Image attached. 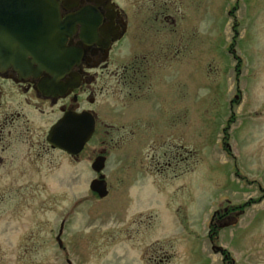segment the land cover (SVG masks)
<instances>
[{
    "label": "rangeland",
    "instance_id": "obj_1",
    "mask_svg": "<svg viewBox=\"0 0 264 264\" xmlns=\"http://www.w3.org/2000/svg\"><path fill=\"white\" fill-rule=\"evenodd\" d=\"M181 15L186 56L156 77L172 131L160 138L158 115L137 120L153 133L112 154L104 174L123 182L109 180L105 200L90 190L100 132L81 161L60 155L57 181L43 174L23 199L0 185V264H264V0H203ZM162 145L181 154L180 170L160 171ZM228 208L244 213L211 222Z\"/></svg>",
    "mask_w": 264,
    "mask_h": 264
},
{
    "label": "flooded vegetation",
    "instance_id": "obj_2",
    "mask_svg": "<svg viewBox=\"0 0 264 264\" xmlns=\"http://www.w3.org/2000/svg\"><path fill=\"white\" fill-rule=\"evenodd\" d=\"M202 3L203 0H51V13L62 25L64 36L58 50L71 57L60 62L57 56L56 62L53 57L50 63H43L29 53L44 51V0H0V185H9V199L15 198L14 194L23 199L27 183L43 181V174L57 181L54 168L58 167L60 155L71 162L81 161L99 135L100 147L92 151L94 159L90 160L93 164L99 157L105 158V175L112 154L120 151L123 156L126 152L122 145L127 139L138 137V131H153L137 128L138 119L148 120L152 115L165 119L170 114L168 92L162 90V81L156 77L158 71L172 70L178 64L173 62L186 56L182 9ZM18 54L23 56V62L12 64L13 55ZM66 114H85L95 121L93 136L77 156L49 141L53 127ZM164 121L168 126L157 128L163 132L160 138L172 131L168 119ZM162 149L160 171L180 170L185 161L181 154L172 155ZM94 174L90 183L102 175ZM112 178L115 184L123 182L121 177L105 175L107 198ZM243 213V209H224L212 223L229 227ZM62 225L63 240L66 221L57 230L58 247ZM17 232L21 238L23 233ZM9 241H14L13 236L9 235ZM59 248L66 250L64 244ZM214 252L223 255L224 262L229 259L224 250L214 247Z\"/></svg>",
    "mask_w": 264,
    "mask_h": 264
},
{
    "label": "water",
    "instance_id": "obj_3",
    "mask_svg": "<svg viewBox=\"0 0 264 264\" xmlns=\"http://www.w3.org/2000/svg\"><path fill=\"white\" fill-rule=\"evenodd\" d=\"M51 0H44V19L43 25V40L44 51L36 55L35 52L29 53V56H33L38 62L50 63V58L55 57L53 62H56L57 56H59L60 62L63 58H70V54H62L58 48L61 47L63 42V35L61 36L62 25L59 24L56 15L51 13L52 5ZM23 56L13 55L11 63L18 64L23 62L21 59ZM95 131V121L92 116L78 115V114H66L62 120H60L52 129L49 141L62 151H65L69 155L77 156L81 153L85 145L90 141ZM106 159L103 157L98 158L92 165V169L100 174L105 169ZM91 191L96 193L101 199L108 196L107 183L104 180V176H101L100 180H96L91 184ZM58 241L62 247L61 236Z\"/></svg>",
    "mask_w": 264,
    "mask_h": 264
}]
</instances>
